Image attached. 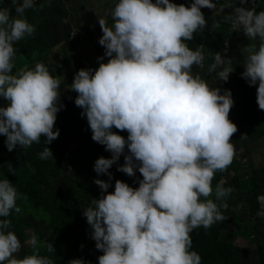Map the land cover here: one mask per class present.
Listing matches in <instances>:
<instances>
[{
  "label": "clouds",
  "instance_id": "1",
  "mask_svg": "<svg viewBox=\"0 0 264 264\" xmlns=\"http://www.w3.org/2000/svg\"><path fill=\"white\" fill-rule=\"evenodd\" d=\"M11 2L15 16L11 9L0 8V98L7 102L0 106V135L6 137L9 152L17 146L22 152L19 157L23 151L46 146L38 156L47 160L53 158V140L67 128L62 130L57 115L64 107L59 103L62 80L53 77L41 62L34 69L21 68L13 74L14 44L26 35L34 36L37 30L24 18L26 10L36 9V1ZM43 2L36 10L43 9ZM252 2L238 0L227 19L247 38L260 40L258 50L254 45L245 48L248 55L242 62L241 78L249 86L258 85L256 102L264 110V11L249 7ZM225 6L232 7L230 3ZM216 7L214 0H192L188 6L172 0H118L111 12V27L105 19H98L103 33L98 43L104 55L97 57L98 68H81L75 73L71 90L77 93L74 103L83 109L81 117L87 119L92 140L111 153L110 158L94 155V171L98 176L107 175L108 180H94L101 196L83 210L95 248L103 254L94 250L93 257L74 258L68 264L94 260L98 264H201V256L190 251L191 237L209 248L215 233L218 237L226 234L229 214L225 200L234 189L214 177L226 171L235 157L230 141L238 129L229 119L234 100L231 90L221 94L220 88H210L199 73L193 74L194 66L203 69L204 55L200 47L192 50L185 43L208 26L201 9L214 11ZM212 27L219 23L214 21ZM76 35L77 31L71 30L61 42L59 29L52 26V55L62 57L61 48H56ZM227 45L225 41V52ZM220 65L223 67L216 71ZM234 70L232 58L216 53L208 72H216L218 80L227 82ZM58 74L64 78L63 73ZM113 128L126 131L127 138ZM41 140L45 141L39 143ZM258 140L247 141L246 146ZM121 155L124 163L117 171L134 177L138 170L142 179L135 188L116 180L114 191L108 192L113 178L109 169L118 164ZM8 162H0V174ZM241 163L240 174L233 172L240 182L255 170L248 160ZM259 170L264 168L258 167L254 176L261 185L264 171ZM9 172L14 174V169ZM233 194L237 198V191ZM19 196L8 179L0 180V264H53L38 251L17 258L22 245L9 230L7 217L13 210L21 211L16 203ZM257 203L261 207L257 215L264 217V194L257 197ZM260 227L264 229V220L254 223L256 230ZM37 243L33 235V249ZM48 251H55L52 243ZM244 251L257 255L258 248L253 243L240 246L239 264H244ZM85 258L93 260L86 262ZM260 262L257 257L250 264Z\"/></svg>",
  "mask_w": 264,
  "mask_h": 264
},
{
  "label": "rangeland",
  "instance_id": "2",
  "mask_svg": "<svg viewBox=\"0 0 264 264\" xmlns=\"http://www.w3.org/2000/svg\"><path fill=\"white\" fill-rule=\"evenodd\" d=\"M2 1L10 9L14 10L11 8L13 7L11 0ZM17 2H21V0H17ZM45 2H43L44 7L42 10H36L39 9L41 3H35L36 9H32L31 13L25 11L24 18L30 24L35 25L38 31L34 36L26 35L14 44L16 52L13 74L21 68L34 69L37 62L45 64L50 74L59 79V81L61 79L58 73H63L64 78L60 83L59 89L60 99L67 107L77 113L79 120L75 124L73 123L74 125L70 123L71 125L65 131H61L59 137L53 140L54 145L50 147L53 158L47 160L49 166L55 170V173L48 180L43 181L40 188L47 201L36 204L30 200L28 195H26L29 191L28 183L22 178L18 183L19 189L17 187V192L20 196L16 201L21 211L17 213L13 210L7 219L11 221L9 230L14 231L21 241L22 247L20 252L16 254L17 258L22 259L24 256L38 251L40 255L47 256L52 260L53 264H68V261L72 258L68 255L67 250L71 246L73 236L78 231L83 232V249L90 247L88 237L92 230L83 216V210L92 206L93 198L98 199L101 196V190L94 183V180H108L107 175L98 176L94 171L93 166L96 158L94 155L90 156V152L100 148L103 151L96 155L97 158L111 157V153L105 150V146L92 140V132L87 130L90 128L87 119L86 117H81L83 109L77 107L74 103L77 93L71 90V84L75 73L81 68L96 69L99 67L97 57L104 55V48L98 43L100 38L98 33L100 25H97L98 17L103 18V15L108 13L104 18L107 24L111 26L113 20L112 17L110 19L109 11L114 9L118 0H45ZM172 2L177 4L184 3L188 6L192 0H172ZM214 2L217 4L214 11L207 8L201 9L208 21V26L203 31L194 33L193 39L185 41V43L192 50L200 47L204 55L203 69L194 66L193 74L199 73L210 88H220L221 94H223L225 89L231 90L232 93L234 106L230 110L229 119L238 129L230 141L235 147V157L228 169L223 172H217L214 179H224L226 188L231 187L234 191L225 200L228 205L227 213L229 214L224 225L226 234L218 237L217 233H215L209 248L202 247L191 237L192 247L190 251L194 250L201 256V264H210L208 261L213 259L212 264H224V260L226 264H239L237 249L240 246H247L253 243L258 248L259 244L264 243V229L260 227L256 230L254 228L255 222L264 220V217L257 215V212L261 209L258 206L257 197L264 194V179H260V181H263V184L260 185L254 176L256 169L263 164V145L261 140L256 141L257 149L251 154L248 153L246 146L247 141H254L264 133V110H260L256 102V87L258 85L249 86L241 78V73L244 71L242 62L248 55L245 48L254 45L258 50L260 40L258 37L255 40L247 38L239 27L227 19L233 13L234 7L238 5V0H214ZM229 3L232 7L225 6ZM252 6L256 8L257 12L264 11V0H253L249 4V7ZM205 9L208 11L205 12ZM30 14L33 15L32 22L28 19ZM65 19H67V23L63 22ZM214 21L219 23V27H212ZM84 24L86 26H83ZM52 26L59 29L61 42L66 40V35L69 31L82 29L87 33L93 32L92 43L91 45L80 41H75L72 45L65 43L63 46L56 48V50L61 48L59 50L62 53V57L57 59V54L52 55L51 47H43L44 44L50 45ZM225 41L228 42L227 52H225ZM216 53H220L222 57L233 59L235 70L230 74L227 82L218 80L216 72H208L209 67L215 63ZM107 60L108 57H105L103 62L106 63ZM222 67L223 65L218 66L216 71L221 70ZM65 92L67 93L65 94ZM6 103L0 98V106H6ZM113 131L127 138L128 133L126 131L120 132L115 128H113ZM85 138L90 141L88 143L85 142ZM5 140L6 137L0 135V145L6 148V154L14 158L19 157L22 152L16 150L17 146L13 151L9 152ZM125 154H127V149ZM246 160L250 162L255 170L251 172V175L247 172L248 177L240 182L237 175L240 173L237 171L243 165L241 162ZM71 161L77 163L75 178L78 181L71 183L67 187L65 197L68 199L75 198L76 201L60 203L56 200L59 196L60 187L73 176ZM123 163L124 156L121 155L118 164H114L109 169L113 178L108 192L114 191L116 180L124 181L134 188L139 186L138 180L142 179V176L138 170L134 177H129L117 171V167L123 165ZM260 171L264 170H259L258 172ZM233 172H237V174H233ZM134 181L136 182L134 183ZM88 186L89 188L86 190ZM94 191L97 193L95 194ZM236 191L238 199L235 198L236 194H233ZM230 217L231 219H229ZM33 235L38 239L36 249H33L30 244ZM49 243H52L55 251H48ZM263 253L264 245L262 255ZM93 255H95L94 250L91 251V257ZM257 257L260 261L259 252L255 255L244 251L241 255V261L244 264H250ZM90 264H98V262L94 260Z\"/></svg>",
  "mask_w": 264,
  "mask_h": 264
},
{
  "label": "trees",
  "instance_id": "3",
  "mask_svg": "<svg viewBox=\"0 0 264 264\" xmlns=\"http://www.w3.org/2000/svg\"><path fill=\"white\" fill-rule=\"evenodd\" d=\"M35 1H36L35 3H41L42 4V0H35ZM0 8H9V7L2 0H0ZM26 11L31 13L32 9H28ZM11 14L13 16H15V11L12 9H11ZM28 19L32 22L33 15L30 14V17H28ZM83 26H86V25L84 24ZM92 37H93L92 31L90 33H87L85 31H83L82 29L81 30L79 29L77 31V35L74 36L72 40H68L67 43H70L72 45L75 41H80V42L91 45ZM53 39H54V36H51L50 41H52ZM43 47L49 48L50 45L44 44ZM66 93L67 92H65V94ZM60 103L63 104L64 107L57 113V115L61 116L60 125H61V128L63 130L68 124L69 125L67 127H69L71 125L70 123H72V125H74L79 119H78L77 113H75L69 107H67L62 102L61 99H60ZM258 138L263 139L264 133L261 136H259ZM44 141L45 140H41L39 143L44 142ZM84 141L88 143L90 140L88 138H85ZM39 143H33L32 146L38 145ZM45 147L46 146H42L41 149L39 147H33L30 150L23 151L24 152L23 156L14 158L11 155H7L4 148L0 145V162H6V160L9 161L4 166V173L0 174V180H3L6 178L13 184V186L16 189H17V187L19 189L18 183L20 182V180L22 178H24L27 181L28 187H29V191L27 192L26 195H28L29 199L34 201L36 204H40L44 201H47L45 195L40 191V188L42 186L43 181L48 180L55 173V170L48 166V161L47 160H41L38 156V152L43 151ZM99 152H100L99 149L93 150L90 152V156L91 155H97ZM4 153L6 154V158L2 159V158H4L3 157ZM71 165L73 166V171H72L73 176L71 178H69L68 181L63 186L60 187L59 196L56 198V200H58L60 203L76 201L75 198L68 199L65 197V191H66L67 187L71 183H75L78 181V179L75 178V170L77 169V163L71 161ZM10 169H14V174L12 172L8 173V170H10ZM22 172H24V174H22ZM88 188H89V186L86 187V190H88ZM94 192H95V194L97 193L96 191H94ZM21 200H22V198H21ZM82 234H83L82 231H78L73 236V239L71 241V246L67 250L70 258H72V259L83 258L85 255L88 257H91V251L92 250H96L97 253L103 254L101 251H99L95 248V241L91 239V233L89 235L90 247L87 249H83V247L81 248V245H83ZM196 234L203 239L206 238V234H201L199 232H196ZM263 245H264V243L258 245L259 257H260L262 264H264V253L262 255ZM84 260L86 262H90L91 260H93V258H85ZM213 261H214V259L208 261V263L212 264ZM224 264H226L225 260H224Z\"/></svg>",
  "mask_w": 264,
  "mask_h": 264
},
{
  "label": "crops",
  "instance_id": "4",
  "mask_svg": "<svg viewBox=\"0 0 264 264\" xmlns=\"http://www.w3.org/2000/svg\"><path fill=\"white\" fill-rule=\"evenodd\" d=\"M113 11V9H110V11H109V16H110V19H111V12ZM108 15V13H106V14H104L103 15V19H105L104 18V16H107ZM98 19H100V17H98ZM112 21V20H111ZM97 25H99V22L97 23ZM108 25V24H107ZM109 26V25H108ZM109 27H111V26H109ZM99 37H101L102 35H103V33H102V31H101V28H100V30H99ZM58 43V39H57V37H56V39H55V41H54V45L55 44H57ZM56 78V77H55ZM59 78L62 80V78H63V75L62 74H59ZM61 83V82H60ZM261 141H262V145H263V149H262V156H263V164H262V166L261 167H259V168H264V138L263 139H260ZM247 147L249 148V151L252 153L254 150H256L257 149V146H256V144L255 143H248L247 144Z\"/></svg>",
  "mask_w": 264,
  "mask_h": 264
}]
</instances>
